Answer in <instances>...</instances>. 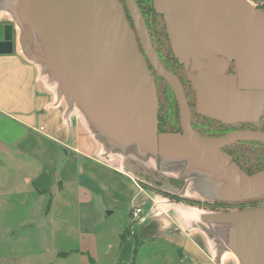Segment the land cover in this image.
<instances>
[{"label":"water","instance_id":"1","mask_svg":"<svg viewBox=\"0 0 264 264\" xmlns=\"http://www.w3.org/2000/svg\"><path fill=\"white\" fill-rule=\"evenodd\" d=\"M152 3L194 92V112L224 123L258 121L264 109V9L246 0ZM127 5L135 30L120 0H18L13 13L34 60L112 147L184 163L186 173L212 182L217 202L262 199L264 171L246 174L223 147L264 144V131L215 136L192 127L179 78L151 46L133 0ZM12 38V24L0 23V53L12 51ZM148 63L173 92L179 131L159 130V98ZM201 217L225 227V245L240 264H264V204Z\"/></svg>","mask_w":264,"mask_h":264},{"label":"crops","instance_id":"2","mask_svg":"<svg viewBox=\"0 0 264 264\" xmlns=\"http://www.w3.org/2000/svg\"><path fill=\"white\" fill-rule=\"evenodd\" d=\"M17 1L0 0V23L13 26L12 51L0 53V164L10 163L14 155L31 158L36 173L24 178L35 193L54 188L57 194L69 181L78 191L88 189L102 198L108 216L120 212L115 244L107 245L116 251L114 264H240L225 245V227L206 223L201 215L210 211L196 204L217 202L212 182L186 173L182 162L168 163L135 148L121 150L107 143L29 53L15 23ZM246 1L259 7L264 3ZM58 156L65 162L61 179L56 180L50 168ZM171 195L196 203L168 199ZM134 206L141 208L137 219L131 215ZM51 222L47 215L36 227ZM72 251L79 249H53L58 257ZM64 252L67 255H59Z\"/></svg>","mask_w":264,"mask_h":264},{"label":"rangeland","instance_id":"3","mask_svg":"<svg viewBox=\"0 0 264 264\" xmlns=\"http://www.w3.org/2000/svg\"><path fill=\"white\" fill-rule=\"evenodd\" d=\"M64 162L65 158L58 156L51 165L50 175L56 180L61 179ZM35 168V160L21 155H14L6 165L0 164V264H114L116 251L107 245L115 244L114 229L121 222L120 212L108 216L102 198H96L88 189L78 191L69 181L57 194L54 188L35 193L24 178L36 173ZM149 192L166 196L152 188ZM212 203L196 204L204 211L221 210ZM47 215L52 218L51 224L36 227ZM55 248L79 251L58 257L53 253Z\"/></svg>","mask_w":264,"mask_h":264},{"label":"flooded vegetation","instance_id":"4","mask_svg":"<svg viewBox=\"0 0 264 264\" xmlns=\"http://www.w3.org/2000/svg\"><path fill=\"white\" fill-rule=\"evenodd\" d=\"M125 14L131 27L135 30L134 19L127 5V0H120ZM139 10L140 17L147 30V38L154 48L160 61L164 67L173 72L180 80L188 105L192 112L191 124L199 132L205 135H224L230 132L241 130H262L264 131V109L260 118L256 122H231L224 123L209 117L197 114L195 109V96L189 81L185 77V73L181 64L174 58L166 33V27L163 15L153 8L152 0H133ZM136 39L138 47L145 55V51L140 43L139 36ZM147 62L148 59L146 58ZM155 79L157 94L159 98L158 121L162 129L179 131L177 119V106L173 96V92L165 80L159 76L155 69L148 63ZM223 151L231 156L234 162L248 175L264 171V144L255 141H237L223 147ZM256 200L238 201L233 203L218 202V208L221 210L244 208L264 204V197Z\"/></svg>","mask_w":264,"mask_h":264},{"label":"trees","instance_id":"5","mask_svg":"<svg viewBox=\"0 0 264 264\" xmlns=\"http://www.w3.org/2000/svg\"><path fill=\"white\" fill-rule=\"evenodd\" d=\"M261 7L264 9V3L261 5ZM159 127V130L160 131H164V129H162L160 126H158ZM169 131H171V130H169ZM171 197H172V199L173 200H182V199H184L185 201H187V202H190V203H196V201H193V200H190V199H185V198H179L178 196H176V195H171ZM204 203H207V201H205ZM209 204V203H208ZM212 205L213 206H218V203H216V202H214V203H212ZM60 256H63V255H67V252H64V254L63 253H61V254H59Z\"/></svg>","mask_w":264,"mask_h":264},{"label":"built area","instance_id":"6","mask_svg":"<svg viewBox=\"0 0 264 264\" xmlns=\"http://www.w3.org/2000/svg\"><path fill=\"white\" fill-rule=\"evenodd\" d=\"M39 130H43L42 127H39ZM141 213V208L139 206H134L131 208V215L133 219H137Z\"/></svg>","mask_w":264,"mask_h":264}]
</instances>
